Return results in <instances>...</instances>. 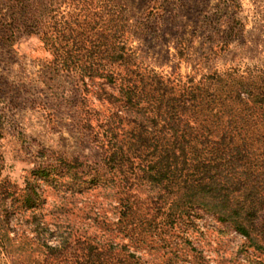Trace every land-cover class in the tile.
Returning a JSON list of instances; mask_svg holds the SVG:
<instances>
[{
    "label": "trees",
    "instance_id": "16d2710c",
    "mask_svg": "<svg viewBox=\"0 0 264 264\" xmlns=\"http://www.w3.org/2000/svg\"><path fill=\"white\" fill-rule=\"evenodd\" d=\"M62 3L69 11L56 10L48 24L34 20L29 33L107 105L105 115L85 110L82 122L101 160L58 158L38 168L24 206L37 207L39 181L70 201L99 190L117 202L118 234L136 249L211 216L264 264V68L200 81L165 78L138 65L126 41L129 19L113 0ZM57 213L63 211L52 212L58 244L47 246L44 264H143L130 245L74 239Z\"/></svg>",
    "mask_w": 264,
    "mask_h": 264
},
{
    "label": "rangeland",
    "instance_id": "374dc122",
    "mask_svg": "<svg viewBox=\"0 0 264 264\" xmlns=\"http://www.w3.org/2000/svg\"><path fill=\"white\" fill-rule=\"evenodd\" d=\"M113 3L129 19L127 45L143 70L187 82L214 72L264 68V0ZM56 10L69 11L62 0H0V264H44L47 246L58 244L56 210L63 211L56 216L74 239L130 245L143 264H262L251 258L252 250L245 251V239L211 216L169 229L136 249L118 234L117 202L111 204L99 190L70 201L39 181L37 207L24 206V190L38 168L58 158L79 157L90 165L101 160L82 122L85 110L105 115L107 105L96 100V88L63 70L40 37L29 33L34 20L53 22Z\"/></svg>",
    "mask_w": 264,
    "mask_h": 264
}]
</instances>
